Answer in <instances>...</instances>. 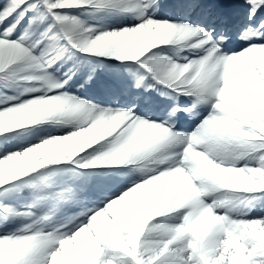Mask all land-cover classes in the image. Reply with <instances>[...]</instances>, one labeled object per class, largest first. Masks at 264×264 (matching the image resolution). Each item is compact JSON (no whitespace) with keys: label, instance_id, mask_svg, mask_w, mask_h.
<instances>
[{"label":"snow or ice","instance_id":"1","mask_svg":"<svg viewBox=\"0 0 264 264\" xmlns=\"http://www.w3.org/2000/svg\"><path fill=\"white\" fill-rule=\"evenodd\" d=\"M0 264H264V0H0Z\"/></svg>","mask_w":264,"mask_h":264},{"label":"rangeland","instance_id":"2","mask_svg":"<svg viewBox=\"0 0 264 264\" xmlns=\"http://www.w3.org/2000/svg\"><path fill=\"white\" fill-rule=\"evenodd\" d=\"M87 70L84 69L83 72L81 73L80 78L82 79L84 75H86ZM79 83V80L77 78H73V82H72V88L70 89V91L76 93L77 95H80L83 98H92L97 102H106L107 101V97H105L98 85L96 83H92L90 82L89 84L85 85L82 88L77 89L76 85ZM159 100H164V97H156ZM143 107H147L146 105H142Z\"/></svg>","mask_w":264,"mask_h":264}]
</instances>
